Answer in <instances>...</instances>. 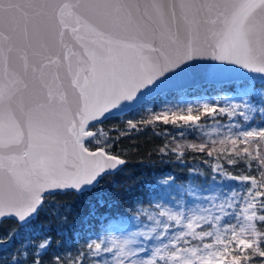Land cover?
I'll return each mask as SVG.
<instances>
[{"label":"snow or ice","instance_id":"1","mask_svg":"<svg viewBox=\"0 0 264 264\" xmlns=\"http://www.w3.org/2000/svg\"><path fill=\"white\" fill-rule=\"evenodd\" d=\"M201 82L235 95L184 96L151 109L154 98ZM138 109L150 113L147 123L171 125L182 138L199 134V144L161 152L178 158L182 147L209 157L223 152L213 171L247 185L246 192L237 200L233 191L216 213L157 201L145 213L148 224L131 230L126 223L121 235L92 240L71 264H85L86 255L95 258L91 264L264 258V231L257 230L264 227V119L255 126L253 119L264 117V0H0V224L15 219L36 235L32 222L68 193H95L104 206L97 190L126 160L110 152L117 141L110 133L121 130L103 125ZM223 117L243 121L221 125ZM137 123L126 121L131 129ZM240 164L252 173L234 175L226 167ZM51 247L47 237L36 244L30 264H69L61 255L45 259ZM9 264L27 262L14 256Z\"/></svg>","mask_w":264,"mask_h":264},{"label":"trees","instance_id":"2","mask_svg":"<svg viewBox=\"0 0 264 264\" xmlns=\"http://www.w3.org/2000/svg\"><path fill=\"white\" fill-rule=\"evenodd\" d=\"M255 88L257 90L262 88L258 80L255 82ZM210 94L232 95L235 92L232 88L218 91L214 90L212 85L199 86L187 89L183 94H166L156 97L152 100L150 107L155 111L164 105L181 103L184 96L193 100ZM149 116L150 113L146 110H132L103 125L105 131L113 126L121 130L120 133H110L117 136V141L110 152L126 160L125 165L114 176L104 178L102 188L97 190L105 194L104 206L97 203L95 193L86 196H77L74 193L58 195L48 203L45 212L32 222L31 227L36 231V235L27 232L15 219L5 220L0 224V238L8 237L9 233L12 235L0 244V264H9L14 256L30 264V254L35 250L34 246L42 242L45 237L50 238L52 243V247L47 251L56 250L60 253L65 246H77L80 250H85L84 247L90 240L111 225H124L131 223L134 219L141 222L147 221L144 211L151 208L156 199L163 195L165 187H169L164 181L170 176L175 177L172 185L182 186L190 183L206 186L209 179L218 180L217 176L210 173L215 168L216 156L220 155L223 162L227 154L219 152L209 157L206 153L194 152L187 147L177 149L184 152L182 158H178L175 152L167 150L161 152L160 149H164L166 145L168 148H174L176 145L199 144L201 140L198 138L199 134L182 138L176 135L177 130L171 125L149 124L147 123ZM262 119L264 117L257 113L254 117L255 125H258ZM129 120L138 122L136 129L128 127L126 121ZM142 120L145 122L139 123ZM229 123L227 117L221 118V125ZM215 127L216 125L209 120L207 131L212 133L213 138H215V132H213ZM125 129H127L126 132L123 131ZM165 129L168 135L165 134ZM217 148L219 149L220 146L217 145ZM226 167L234 175L252 173L251 169L245 170L242 164L235 167L226 165ZM92 205H95L94 210ZM55 212L58 219L54 216ZM65 220L66 222H63ZM257 230L264 231V227L257 224ZM247 251L251 252V250ZM252 262L264 264V258L253 256ZM242 264H244L243 259Z\"/></svg>","mask_w":264,"mask_h":264},{"label":"rangeland","instance_id":"3","mask_svg":"<svg viewBox=\"0 0 264 264\" xmlns=\"http://www.w3.org/2000/svg\"><path fill=\"white\" fill-rule=\"evenodd\" d=\"M236 121L242 122L243 118L237 117L234 120L230 121V123H234ZM210 174L211 175L214 174L215 176H217L218 180L213 181L212 179H209L206 186H197L193 183H190L184 186L172 185L171 187H165V191L163 192V195L160 198L156 199L155 203L158 201L161 204H165L169 206L182 203L185 207H190L195 204H199L202 210L204 208H208L212 213H216L219 211V209L216 206L220 204L225 197L232 199L233 191H236L237 193V197H236L237 200L241 198V194L246 192L247 185H242L238 181L225 179L223 176L216 174L214 171H212V173ZM189 185H191L192 188L194 189L192 193H188L185 191ZM166 193L169 194L166 195ZM212 197H217V199L212 200L211 199ZM155 203L153 204V206H151V208H147L146 211H144V213H152L153 211H155ZM54 216L56 217V219H58L56 212L54 213ZM131 223L133 224L131 230H136L135 225H139V224L146 225L149 223V221L147 220L141 222L138 219H134ZM125 226L126 224L111 225L109 228L105 229L101 234L96 235L94 239L119 236L124 232ZM92 240H90L89 242H91ZM84 248L85 250H80V248L77 246H72V247L65 246L62 248V252L60 253H58L56 250L47 251V253L44 255V258L47 259L49 255L51 256L61 255L62 257H64L66 260L69 261V264H71L72 259L79 256L80 253L88 252L87 245ZM93 259L95 258L90 255H86L85 264H91Z\"/></svg>","mask_w":264,"mask_h":264},{"label":"water","instance_id":"4","mask_svg":"<svg viewBox=\"0 0 264 264\" xmlns=\"http://www.w3.org/2000/svg\"><path fill=\"white\" fill-rule=\"evenodd\" d=\"M199 86H202V82L201 83H198V84H196V85H194L192 88H196V87H199ZM129 112V111H128ZM128 112H126V113H128ZM126 113H124V114H126Z\"/></svg>","mask_w":264,"mask_h":264}]
</instances>
